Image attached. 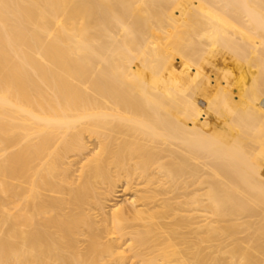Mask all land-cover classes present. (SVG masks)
<instances>
[{
    "label": "bare ground",
    "instance_id": "obj_1",
    "mask_svg": "<svg viewBox=\"0 0 264 264\" xmlns=\"http://www.w3.org/2000/svg\"><path fill=\"white\" fill-rule=\"evenodd\" d=\"M0 264H264V0H0Z\"/></svg>",
    "mask_w": 264,
    "mask_h": 264
}]
</instances>
